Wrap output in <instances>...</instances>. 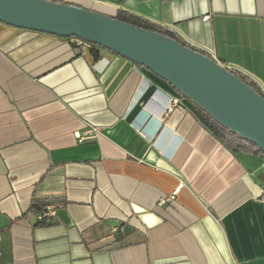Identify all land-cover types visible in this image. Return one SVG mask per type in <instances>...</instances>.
Segmentation results:
<instances>
[{
    "label": "crops",
    "instance_id": "obj_1",
    "mask_svg": "<svg viewBox=\"0 0 264 264\" xmlns=\"http://www.w3.org/2000/svg\"><path fill=\"white\" fill-rule=\"evenodd\" d=\"M59 1L168 29L264 92V0ZM263 199L264 156L166 80L0 21V264H264Z\"/></svg>",
    "mask_w": 264,
    "mask_h": 264
},
{
    "label": "water",
    "instance_id": "obj_2",
    "mask_svg": "<svg viewBox=\"0 0 264 264\" xmlns=\"http://www.w3.org/2000/svg\"><path fill=\"white\" fill-rule=\"evenodd\" d=\"M0 21L61 38L77 36L145 66L220 124L264 151L260 87L206 53L107 14L53 0H0Z\"/></svg>",
    "mask_w": 264,
    "mask_h": 264
},
{
    "label": "trees",
    "instance_id": "obj_3",
    "mask_svg": "<svg viewBox=\"0 0 264 264\" xmlns=\"http://www.w3.org/2000/svg\"><path fill=\"white\" fill-rule=\"evenodd\" d=\"M60 2L59 0H53ZM115 18H118L124 22L131 23L134 25H137L142 28H146L161 34H164L166 36H169L171 38H174L181 42L185 46H189L199 52H202L189 44H187L185 41H183L181 38L177 37L173 32H171L168 29H165L163 27H160L156 24H153L145 19H142L138 16H135L131 13H128L123 10H119L117 13V16ZM95 49V48H94ZM92 49V50H94ZM204 53V52H202ZM95 57H98L99 53L98 51H94ZM235 74L240 76L244 81L251 82V79L247 76L241 74L238 71L232 70ZM260 92L264 95V92L260 89ZM196 113L201 120V122L212 131V133L219 138L224 144H226L229 148H231L234 152H244L249 154H260L264 156V151L261 150L256 144L251 142L250 140H247L243 137H241L239 134L229 130L222 124H220L217 120H215L210 114H208L205 110H203L201 107L196 105ZM42 206H44L43 202H35L36 211H39Z\"/></svg>",
    "mask_w": 264,
    "mask_h": 264
},
{
    "label": "built area",
    "instance_id": "obj_4",
    "mask_svg": "<svg viewBox=\"0 0 264 264\" xmlns=\"http://www.w3.org/2000/svg\"><path fill=\"white\" fill-rule=\"evenodd\" d=\"M70 41V44L73 48V51L75 54H82L84 52H88L94 48H97L98 46L92 42L85 41L77 36H72L68 38ZM173 107H178L180 109L184 108V105L181 103V99L179 98H171V101L169 103V108L171 109ZM99 132V129L96 127H91L89 133L93 134V136H96ZM84 138H80V141H83ZM170 198H162L160 200V204L166 203ZM264 201V199H263ZM57 205H45L42 206V208L37 212V217L39 221H45L49 220L51 217L56 215Z\"/></svg>",
    "mask_w": 264,
    "mask_h": 264
}]
</instances>
